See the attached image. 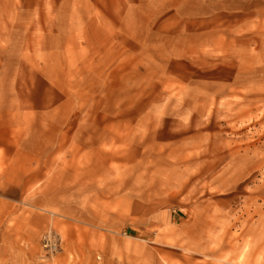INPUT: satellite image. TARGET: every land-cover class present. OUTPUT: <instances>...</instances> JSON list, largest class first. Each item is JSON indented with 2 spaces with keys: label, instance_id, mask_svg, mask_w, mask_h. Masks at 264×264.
I'll use <instances>...</instances> for the list:
<instances>
[{
  "label": "rangeland",
  "instance_id": "obj_1",
  "mask_svg": "<svg viewBox=\"0 0 264 264\" xmlns=\"http://www.w3.org/2000/svg\"><path fill=\"white\" fill-rule=\"evenodd\" d=\"M79 1L10 5V12L36 15L78 10L77 20L62 22L78 29L77 37L44 38L36 26L26 38L16 27L12 55L21 58L27 44L26 56L38 62L34 50L46 45L44 72L53 76L59 60L93 78L94 101L79 94V108L125 112L135 125L128 142L134 137L143 171L155 173L110 176V212H128L127 219H112L106 231L91 229L87 245L65 243L48 228L40 264H59L63 253V264H264V0ZM215 10L223 13L217 29ZM29 23L39 24L32 17ZM5 56L0 53V76ZM40 79L0 84V93L10 91V102H0L10 107V176L28 173L27 161L13 159V151L25 146L38 155L46 103ZM5 121L0 116V127ZM6 167L0 158V176ZM119 191L127 194L120 210ZM139 206L143 219L135 220L129 212ZM164 215L168 226L150 218ZM51 236L59 240L55 254L43 246Z\"/></svg>",
  "mask_w": 264,
  "mask_h": 264
},
{
  "label": "crops",
  "instance_id": "obj_2",
  "mask_svg": "<svg viewBox=\"0 0 264 264\" xmlns=\"http://www.w3.org/2000/svg\"><path fill=\"white\" fill-rule=\"evenodd\" d=\"M79 2L0 0V53L6 54L4 63L1 62L6 71L0 76V84H30L32 81L27 79L37 75L42 79L38 83L46 86L45 91L39 90V97L46 103L39 112L38 155L25 146L12 152L13 159L20 156L27 161L28 173L22 176H10V107H0V116L6 117V124L2 122L0 127V158L7 166L0 176V264H40L42 236L48 228L60 232L65 243L87 245L91 229L106 231L111 227L112 219L123 222L128 217V212L120 210L127 194L120 191L117 195L120 211L114 215L110 212V176H154L155 173L148 175L143 171L142 148L136 146L134 137L128 142V129L135 125L127 124L125 112L79 108V94L86 93L87 99L94 101L93 78L80 77L79 72L71 70L73 67L69 63L59 60L55 63L53 76L44 72L47 68L46 45L43 48L40 44L34 50L40 53L38 62L26 56L31 52L27 44L19 50L23 54L21 58L12 55L18 52L10 46V38L16 35L17 28L26 38L36 26L44 38L77 37L78 29L62 22L77 20L78 16L74 14L78 10L62 13L56 8L54 12L41 10L36 15L10 12V5H23L24 8L32 5L77 6ZM219 11L215 10L216 29L218 17L223 14ZM31 17L39 24L33 23L31 27ZM25 19L28 24L24 23ZM47 27H53L51 32H47ZM57 48L55 46V53ZM10 58L18 63L17 68L11 66ZM94 62L88 63V68H94ZM35 63L38 72H32ZM25 98L17 95L14 99ZM4 101L10 102L9 90L6 94L0 93V102ZM140 208L138 211H135L136 207L135 210L132 208L129 215L140 220L142 216L137 214L141 212ZM151 217H154L155 226L171 224L170 216ZM65 257L63 253L59 264H63Z\"/></svg>",
  "mask_w": 264,
  "mask_h": 264
},
{
  "label": "built area",
  "instance_id": "obj_3",
  "mask_svg": "<svg viewBox=\"0 0 264 264\" xmlns=\"http://www.w3.org/2000/svg\"><path fill=\"white\" fill-rule=\"evenodd\" d=\"M58 239H56L55 236H51L49 238H45V240H43V246L45 248V250L47 251L46 253H51V254H55L58 250Z\"/></svg>",
  "mask_w": 264,
  "mask_h": 264
}]
</instances>
